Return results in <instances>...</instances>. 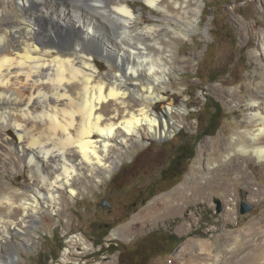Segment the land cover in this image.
Returning a JSON list of instances; mask_svg holds the SVG:
<instances>
[{
	"label": "bare ground",
	"instance_id": "obj_1",
	"mask_svg": "<svg viewBox=\"0 0 264 264\" xmlns=\"http://www.w3.org/2000/svg\"><path fill=\"white\" fill-rule=\"evenodd\" d=\"M136 1L155 19L142 10L136 15ZM201 3L0 0V174L28 173L22 186L0 182V264L19 258L12 235L28 247L38 214L55 213L79 185L108 177L128 145L173 132L176 125L167 117L173 101L160 104L168 99L172 62L166 37H187L198 24ZM99 58L110 63V73H101ZM262 79L261 92L248 102L245 132L222 150L244 181L242 157L264 161V72ZM109 102L115 110L107 114L103 106ZM208 168L211 181L218 166ZM260 247V231L242 232L226 257L217 249L216 264H264L252 256Z\"/></svg>",
	"mask_w": 264,
	"mask_h": 264
},
{
	"label": "rangeland",
	"instance_id": "obj_2",
	"mask_svg": "<svg viewBox=\"0 0 264 264\" xmlns=\"http://www.w3.org/2000/svg\"><path fill=\"white\" fill-rule=\"evenodd\" d=\"M140 3L135 2L136 15L142 10L146 18L155 19ZM200 7L198 24L187 37L180 42L171 34L166 37L172 61L169 100L160 104L167 107L173 101L167 114L176 125L173 132L128 145V154L108 177L79 185L76 196L65 195L55 213H39L36 236L28 247L18 242L20 236L12 235L19 258L11 264H123L122 248H145L151 243L145 238L155 232L184 238L171 252L151 249L148 258L139 261L137 256L134 264H216L217 249L226 257L242 232L253 230L261 232V247L253 260L264 259V161L242 157L246 182L235 173V163H225L228 158L222 152L245 132L248 102L261 92L264 0H202ZM99 59L105 65L101 73H110V63ZM216 104L221 108L217 130L197 142L194 156L175 183L167 187L168 181L160 180L159 185L167 188L147 198L144 186L167 170L182 139L192 143L198 137ZM114 108V102L103 106L107 114ZM207 158L210 167L218 166L211 181ZM27 179L26 168L0 174L2 185L15 180L22 186ZM105 199L111 208L100 204ZM242 199L252 207L245 213L240 212ZM227 211L234 213L226 216ZM64 249L69 251L63 254ZM131 251L124 254V261L135 258Z\"/></svg>",
	"mask_w": 264,
	"mask_h": 264
},
{
	"label": "trees",
	"instance_id": "obj_3",
	"mask_svg": "<svg viewBox=\"0 0 264 264\" xmlns=\"http://www.w3.org/2000/svg\"><path fill=\"white\" fill-rule=\"evenodd\" d=\"M217 78H213L210 81H216ZM220 113H221V108L219 106V104H216L215 107L213 109H211L210 111V116L207 120V122L205 123V125L201 126V128L199 129V134L198 137L192 142L190 143L189 140L187 139H182L180 141V143L178 144L176 150H175V154L172 157V161L171 163H169L167 170L163 171L161 175H159L157 178L152 179L149 181L148 184H146L144 186L145 190L147 191L146 193V197H150L152 195H154L157 192V189L160 190H164L165 188L169 187L170 185H172L173 183H175L177 181V179L180 177V175L183 173V171L186 170V166L188 165L190 159H192V157L194 156L195 153V146L197 144V142L206 135H211L213 134L217 128L219 127L220 124ZM160 180H166L168 181L165 187H163V185H159V181ZM165 185V184H164ZM153 187V188H152ZM157 187V188H156ZM184 237H179L174 233H159V232H155L153 234L150 235V237H146L145 239H149L148 245H146V247H137L134 246L131 250L128 249L127 247H123L122 248V255L124 256V254L126 252H130L131 254H133L132 256L135 258L132 259V261H130L129 259H125L124 261V257L122 256V263L124 264H134L135 261L137 260V256L139 257V261L140 259H142L143 257H147L148 255L150 256V250H154L157 251L159 248L162 247L163 250H165L166 252H171L174 247L179 244ZM147 251H149V253H147ZM153 252V253H154ZM147 255V256H146ZM148 258V257H147ZM138 264H140L138 262Z\"/></svg>",
	"mask_w": 264,
	"mask_h": 264
},
{
	"label": "water",
	"instance_id": "obj_4",
	"mask_svg": "<svg viewBox=\"0 0 264 264\" xmlns=\"http://www.w3.org/2000/svg\"><path fill=\"white\" fill-rule=\"evenodd\" d=\"M216 202L218 204L217 210L219 211L220 210L219 200H216ZM251 208H252L251 205L242 199V201L240 203V212L245 213V212L251 210Z\"/></svg>",
	"mask_w": 264,
	"mask_h": 264
},
{
	"label": "flooded vegetation",
	"instance_id": "obj_5",
	"mask_svg": "<svg viewBox=\"0 0 264 264\" xmlns=\"http://www.w3.org/2000/svg\"><path fill=\"white\" fill-rule=\"evenodd\" d=\"M143 194H144V193H143ZM100 204H101L102 206H103V205H104V206H107V208H111V206H112V205L110 204V202H109L108 200H106V199L103 200V202H101ZM131 204H132V205H135L136 202H135V201H132ZM123 205L127 208L129 204H128V203H127V204L124 203ZM105 226H107V224H106ZM106 229H107V228H106ZM99 238L101 239V238H103V236L98 237V239H99Z\"/></svg>",
	"mask_w": 264,
	"mask_h": 264
},
{
	"label": "clouds",
	"instance_id": "obj_6",
	"mask_svg": "<svg viewBox=\"0 0 264 264\" xmlns=\"http://www.w3.org/2000/svg\"><path fill=\"white\" fill-rule=\"evenodd\" d=\"M67 9V8H66Z\"/></svg>",
	"mask_w": 264,
	"mask_h": 264
}]
</instances>
